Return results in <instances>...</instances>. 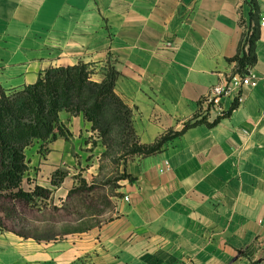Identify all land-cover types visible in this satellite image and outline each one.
I'll return each instance as SVG.
<instances>
[{"label":"crops","instance_id":"1","mask_svg":"<svg viewBox=\"0 0 264 264\" xmlns=\"http://www.w3.org/2000/svg\"><path fill=\"white\" fill-rule=\"evenodd\" d=\"M263 17L264 0H0L5 92L78 62L94 65L99 82L109 64L139 144L189 124L159 152L116 163L109 189L94 162L105 148L82 115L61 110L66 140L48 143L47 156L25 150L22 186L51 191L41 212L83 180L96 187L87 200L73 196L67 212L50 214L94 208L98 194L111 215L61 237L0 229V264H264ZM250 46L254 62L241 68ZM247 71L258 81L243 103L224 98L219 118L204 110L210 87Z\"/></svg>","mask_w":264,"mask_h":264},{"label":"trees","instance_id":"2","mask_svg":"<svg viewBox=\"0 0 264 264\" xmlns=\"http://www.w3.org/2000/svg\"><path fill=\"white\" fill-rule=\"evenodd\" d=\"M254 56L252 47L247 55L238 61L242 68L252 65ZM94 65L78 62L71 66L50 67L39 74L37 80L8 94L0 88V199L20 204L29 211L44 207V201L49 198L50 190L33 186L26 190L22 186L25 164V149L34 141L40 142L41 148L58 137L67 138V132L59 121V112L65 110L73 116L82 115L90 123V130L100 144L105 143L117 125L121 126L124 135L122 145L130 146L128 156H148L160 151L167 140L178 136L180 132L160 137L151 145L139 144L131 125L130 109L115 95L113 85L118 76L117 71L107 65L101 81L92 79ZM62 173H56L52 180L53 186H58ZM94 186H86L82 181L75 189L68 192L66 200L59 210L68 211V201L73 197L83 200L94 190ZM2 210H0L1 212ZM12 215L7 221L14 222ZM0 216V229L7 230ZM14 226H17L16 224ZM20 234V232L9 229Z\"/></svg>","mask_w":264,"mask_h":264},{"label":"rangeland","instance_id":"3","mask_svg":"<svg viewBox=\"0 0 264 264\" xmlns=\"http://www.w3.org/2000/svg\"><path fill=\"white\" fill-rule=\"evenodd\" d=\"M5 93L8 94L9 92L8 93L5 92ZM94 134L95 136L97 135L96 132ZM124 138L125 137L121 132V126L116 125L112 130L110 138L105 143L106 145H103V147L105 148L104 156L106 158H104V160L100 158L97 159L98 161L96 159L94 160L95 164L98 163L97 169L101 171L100 176L96 179V181H98L97 183H102L104 181H107L110 183L106 185V187L109 189L115 185V179L119 175V172L116 170L115 164L118 163L120 160L127 158L128 154H130L131 153L130 151L132 150L130 146V142L128 143L129 145L126 147L122 145V141ZM39 143L40 142L38 141H34L31 146L27 147L26 148L27 154L31 152L32 155L34 154L37 156L40 155L41 157L43 156L42 154L45 153V155L47 156L51 151L50 149H48V143H47V148L42 150L43 152H40L41 150H38L40 149ZM79 162L80 161H78V165ZM91 162L92 161H90V163ZM84 163L85 162L82 161V164ZM84 166H86V164H84ZM62 167L63 168L67 167V164H63ZM73 168L70 169L72 170ZM78 177L79 176H77L76 178ZM94 198H95L94 200L97 199L94 208H90V209L82 208L80 209L79 214L71 215L70 217H68L66 213L50 214L51 212H54L55 209L54 207L42 208L41 212L29 211L27 209L21 208L22 206L20 204H16L14 202L5 199H0V210H2L0 212V216L4 217L3 222L6 223L8 227L7 230L12 229L22 234L38 236L43 238L57 237V236L61 237L63 234H66L68 232L84 229L86 227H89L91 225H94L96 223H99L100 221L109 218V216L111 215L109 206L105 204L104 200H99L100 198L98 194L97 196H94ZM8 215H12L13 217H15L14 222L5 220L7 219ZM93 215L96 217H92ZM84 216L85 217L88 216V218L84 219L83 222L69 223V220H74V218L76 217L81 218ZM89 216H91L92 218H90ZM15 224L17 226H14Z\"/></svg>","mask_w":264,"mask_h":264},{"label":"built area","instance_id":"4","mask_svg":"<svg viewBox=\"0 0 264 264\" xmlns=\"http://www.w3.org/2000/svg\"><path fill=\"white\" fill-rule=\"evenodd\" d=\"M261 26H264V17L262 18ZM257 81V77L250 71L231 74L223 81L210 87L201 105L206 112L212 111L216 118L222 117L225 112L222 106V100L229 98L233 103H243V90L254 88L257 85Z\"/></svg>","mask_w":264,"mask_h":264}]
</instances>
